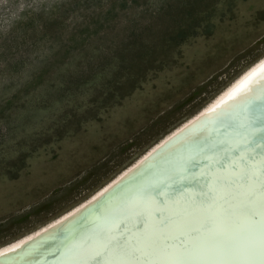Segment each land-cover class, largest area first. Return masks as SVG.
<instances>
[{"label": "rangeland", "instance_id": "374dc122", "mask_svg": "<svg viewBox=\"0 0 264 264\" xmlns=\"http://www.w3.org/2000/svg\"><path fill=\"white\" fill-rule=\"evenodd\" d=\"M264 55V0H0V246L89 197Z\"/></svg>", "mask_w": 264, "mask_h": 264}, {"label": "snow or ice", "instance_id": "6c2138e0", "mask_svg": "<svg viewBox=\"0 0 264 264\" xmlns=\"http://www.w3.org/2000/svg\"><path fill=\"white\" fill-rule=\"evenodd\" d=\"M255 91V106L221 108L127 176L65 264H264V86Z\"/></svg>", "mask_w": 264, "mask_h": 264}, {"label": "bare ground", "instance_id": "6f19581e", "mask_svg": "<svg viewBox=\"0 0 264 264\" xmlns=\"http://www.w3.org/2000/svg\"><path fill=\"white\" fill-rule=\"evenodd\" d=\"M261 86H264V55L253 62L245 70H243L226 87L217 93L213 99L202 106L197 112L189 116L187 119L160 137L142 154L134 159V161L125 166L89 197L77 203L76 205H73L66 211L62 212L55 218L37 227L36 229L0 246V257H8L18 254L34 241L56 231L62 225L69 222L74 217L82 213L86 208L94 204L97 200L101 199L123 179L138 169L144 162L150 159L158 151H162V148L168 143H172L173 141L177 140L179 137L192 129V127H195L200 121H203V125L205 121H207L206 117L214 115V113L218 112L219 109L228 106L232 109H235L239 105H244V103L249 101L258 100V95L255 89H258ZM10 259H14V256ZM2 263L4 262L0 261V264Z\"/></svg>", "mask_w": 264, "mask_h": 264}, {"label": "water", "instance_id": "95a60500", "mask_svg": "<svg viewBox=\"0 0 264 264\" xmlns=\"http://www.w3.org/2000/svg\"><path fill=\"white\" fill-rule=\"evenodd\" d=\"M251 102L253 106H255L258 103V100ZM208 119L209 118H207V120ZM202 122L203 121H200L193 128L197 129L201 127ZM193 128L179 137L177 140L190 135ZM177 140L170 143V145L175 143ZM169 146H167L162 151H166ZM140 174L141 173H137L135 170L130 175V178L135 179ZM130 178H126L119 187H114L113 191H111L109 194H106V196L104 195L105 197L103 196L104 198L100 200L99 204H92V206H90L87 211H83L78 217L76 216L77 218L70 220L56 231L34 241L23 251L13 255L14 264H65L64 252L66 249L92 226L97 214L100 213L107 204H109L116 196L119 195L121 190L129 183ZM2 264H5V262Z\"/></svg>", "mask_w": 264, "mask_h": 264}]
</instances>
